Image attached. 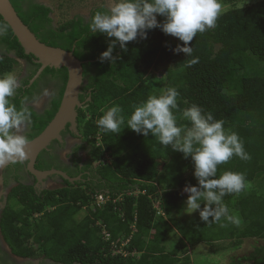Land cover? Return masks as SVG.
<instances>
[{"label": "trees", "instance_id": "obj_1", "mask_svg": "<svg viewBox=\"0 0 264 264\" xmlns=\"http://www.w3.org/2000/svg\"><path fill=\"white\" fill-rule=\"evenodd\" d=\"M221 1L230 7L221 12L214 28L196 34L190 46L199 62L185 67L192 57L172 50L183 42L159 28L147 30L146 39L138 36L127 42L125 50L117 45L112 53L114 62H101L99 56L113 38L93 35L89 20L95 12L107 9L102 5L92 8L88 18L77 15L54 26L47 5L36 0H10L37 39L73 50L75 57L84 61L82 90H90V100L79 95L86 107L77 109V129L89 139L88 166L93 169L95 160L99 177L97 186L63 181V186L40 193L19 181L0 214V235L13 255L43 254L58 264H192L188 255H178L187 246L205 244L209 252H216L239 248L245 238L264 239V0L243 7L235 6L238 0ZM164 19L157 14L159 22ZM0 24L6 25L0 34V44L6 51L0 55V74L12 71L16 58H21L34 66L32 76L39 65L33 63L32 55L24 54L1 16ZM10 52L16 58L7 54ZM158 68L166 72L164 90L174 87L179 92V109L174 110L178 125L191 126L181 118V111L196 104L223 120L224 128L237 133L250 154L247 161L233 156L217 169V177L225 171L242 172L247 183H256L223 198L230 213H239L238 226L229 223L220 227L201 219L178 218L184 200L181 189L197 185L190 156L185 158L171 145H161L151 134L145 137L127 126L119 134L105 133L97 126L96 121L112 106L118 105L127 119L134 106L151 95H160L151 87L155 74L149 72ZM52 80L58 94L42 114L22 103L21 90L12 98L18 108L23 105L31 112L33 136L57 111L67 80L66 69L45 68L24 92L35 99L42 86ZM158 159L163 161L161 169ZM98 192L111 198L121 195L122 200L92 210L90 204ZM96 222L109 232L108 242ZM171 236H177L178 245L169 250L167 241ZM125 239H129L128 255L113 254L110 243L118 245ZM225 240L229 244H224ZM230 259L231 264H264V245Z\"/></svg>", "mask_w": 264, "mask_h": 264}, {"label": "clouds", "instance_id": "obj_2", "mask_svg": "<svg viewBox=\"0 0 264 264\" xmlns=\"http://www.w3.org/2000/svg\"><path fill=\"white\" fill-rule=\"evenodd\" d=\"M221 11L220 0H112L105 11H97L90 17L89 31L93 35L101 33L113 38L99 59L101 62H114L112 53L117 45L125 50L127 42L136 40L138 36L146 39L147 30L159 28L183 42L172 50L192 57L185 65L192 67L199 58L192 56L190 42L198 32L214 28ZM157 14L165 18L163 22L157 20ZM5 28L6 25L0 24V34ZM17 87L15 74H0V166L26 159L24 146L27 137L22 129L30 120L31 112L27 107L22 105L18 108L12 102ZM178 96L176 88L168 87L160 95H151L134 106L127 119L118 105L112 106L96 121L97 126L103 132L113 134H119L127 126L145 137L151 134L161 145H171L185 158L190 156L197 185L189 184L182 188L188 194L187 197L184 195L187 212L198 211L205 224L238 226L239 218L229 212L223 198L244 191L246 177L242 172L232 171H225L217 177V169L233 156L245 161L251 156L245 151L237 133L226 130L223 120L215 119L211 112L205 113L196 104L181 111V118L189 121L191 126L178 125L174 113L179 109Z\"/></svg>", "mask_w": 264, "mask_h": 264}, {"label": "water", "instance_id": "obj_3", "mask_svg": "<svg viewBox=\"0 0 264 264\" xmlns=\"http://www.w3.org/2000/svg\"><path fill=\"white\" fill-rule=\"evenodd\" d=\"M0 16L10 27L13 35L21 45L24 54L32 55L34 58L32 61L39 65L35 74L29 80V85L39 77L45 68H65L67 71V80L57 111L45 128L33 139L27 141L24 146L26 159L22 162H26V169L38 182H41L45 176L56 173L68 182L74 183L79 177H70L66 173L55 169L38 170L35 168V162L38 154L42 150H46L52 140L61 141L60 133L66 126H69L70 130L77 133V109L84 104L79 100L81 86L84 83L82 67L84 61L75 57L73 50L50 46L37 39L35 34L20 19L10 0H0ZM87 100H90V97ZM158 160L163 165V161ZM10 164L0 166V213L5 207V201L2 197L6 195L3 171Z\"/></svg>", "mask_w": 264, "mask_h": 264}, {"label": "flooded vegetation", "instance_id": "obj_4", "mask_svg": "<svg viewBox=\"0 0 264 264\" xmlns=\"http://www.w3.org/2000/svg\"><path fill=\"white\" fill-rule=\"evenodd\" d=\"M88 17H89V15H88ZM88 17H86V18H88ZM4 52L6 53L5 49H4ZM7 54L9 55L10 53H7ZM33 59L34 58H32V60ZM26 67H27V74L24 78L21 79L20 84L18 85L15 93L17 94L19 92V90H21L20 97H21L22 103L27 107H31L36 113L42 114L44 112V110L49 107V104L51 103L54 95L58 94V90L55 88L54 80H52L51 82H49L46 85L44 84V86H42V88L40 90V93L37 95V98L42 94L44 89L48 88L49 84H51V87H50L51 90L49 91V99L47 102V106L44 107L42 110H35L32 106V103L37 98L29 99L28 95H24V92L26 91V89H30V87H31V84L29 85V80L35 74L34 73L32 76H30L32 70L34 69V66L30 65L27 62ZM40 75H39V77H40ZM38 78H36L35 81L38 80ZM25 80H28V82L26 84H24ZM83 86H84V83L81 86L80 95H86V97H87L90 90L83 91L82 90ZM37 88H39V87H37ZM35 93L36 92L33 91V94H35ZM82 107L83 108L86 107V104L84 103L82 105ZM25 126L26 127H25V131L23 134L27 137V141H29V140L33 139L36 135L33 136V133H34L33 132V126H32V123L30 120L28 122H26ZM60 135H61V141L52 140L49 143V145L47 146V149L42 150L38 154L36 162H35V168L38 170H41V171L49 170V169H55V170L62 171L64 173H66L70 177H79V179L75 182H86V183H89L91 186L99 185V177L96 176V171H95L94 167H93V169H91L92 166L91 167L88 166V162L90 161V158H91L90 154H89L90 149H91L89 139L87 140L86 138H84L82 133L79 132L78 129H77V133L73 132L72 130L69 129V126H66V128L61 131ZM75 139L80 140V142L79 143L73 142L72 145L69 146V141H72ZM85 156H87L86 159L84 158ZM18 163H21L22 166L10 164L3 171V182H4V190H5L6 195L5 196L3 195L2 198H4L5 206L8 202L9 192L11 191V189L14 186H16L18 184L19 181H21L22 183L33 186L34 190L36 192H39V193L42 192L43 190H46V189H44V186L48 180H57V181L60 180L61 184L58 187H61L64 185L63 181H67V180L63 179L60 175L54 173V174L45 176L41 182H38L35 179V177L30 172H28V170L26 169V162H18ZM39 167H41V168H39ZM28 179H30V181ZM101 184H102V182H101ZM58 187H56V188H58ZM53 189H55V188H53ZM0 249H1L0 250V264H15L12 261H4L2 256H4L5 252L2 250L3 248L1 247V244H0ZM9 252L11 255H13L11 253L10 249H9ZM13 256H15V255H13ZM15 257H19V256H15ZM19 258L28 259V261L30 260L29 262H27L25 264H58V263H55L53 260H51L50 258H48L44 255L36 256V257H19ZM36 258H39V259H37L36 262H31V260H35Z\"/></svg>", "mask_w": 264, "mask_h": 264}, {"label": "rangeland", "instance_id": "obj_5", "mask_svg": "<svg viewBox=\"0 0 264 264\" xmlns=\"http://www.w3.org/2000/svg\"><path fill=\"white\" fill-rule=\"evenodd\" d=\"M39 3L46 4L51 7L52 12L50 14V17L52 18V23L54 26L58 25L61 22H64L68 19H71L77 15H81L83 17H88L89 12L92 8L96 6H104L105 8H108L112 2V0H36ZM259 0H238L235 2V6L237 7H243L246 5H249L251 3H254ZM220 3L222 5V11L226 10L227 8L230 7L229 4H224L220 0ZM5 53L4 48L0 44V54ZM11 57H15V54L13 52H10L9 54ZM17 59V64L14 65L12 71L8 73H13L16 75L17 80H18V85L20 84V81L22 78H24L27 74V61L24 59L16 58ZM150 73L155 74V79L150 82L152 89H154L156 92L162 93L164 91V78L166 76V72L163 68H158V69H150ZM51 84H49L48 88H45L42 94L32 103V106L35 110H42L44 107L47 106V102L49 99V91ZM45 92L47 94H45ZM88 117V115H86ZM26 125V124H25ZM23 126V133L25 131V127ZM79 143L80 140L75 139L72 141H69V146L72 145V143ZM85 159L87 156L84 157ZM105 158H109L108 155H105ZM94 162V168L96 169L98 167L97 163ZM159 163V169L162 166L161 161H157ZM30 181V179H28ZM61 181L60 180H48L45 183L44 189H53L58 186H60ZM254 184L256 185L255 182H250L247 183V188ZM9 187V186H8ZM138 192V191H137ZM183 195L187 197V194L183 191ZM185 201L186 199L183 200V208L180 214H176L178 218L183 219V218H196L200 219L199 217V212L198 211H193L192 213H188L187 209L185 208ZM231 213L239 218V213L238 212H233ZM79 215H82L81 213ZM222 240H219L220 242ZM0 244L1 247L3 248L2 250L5 252L3 257L4 261H12L15 264H25L28 261V259H22L19 257H15L10 254L8 246L5 244V242L2 240L0 236ZM224 244H229L228 240L224 241ZM178 245V239L177 236H171L168 241H167V249L171 250L174 246ZM264 245V239H257V238H245L243 239V242L239 248H226L223 250H219L216 252H209V247L205 244H199L195 247H189L187 246L186 248L182 249V253H178L179 256L183 255H188L191 258L192 264H231V259L230 257H237V256H242L246 255L249 252L251 253L255 247L262 246ZM221 246V245H220ZM1 250V249H0ZM43 254H40L41 256ZM39 258H36L35 260H31V262H36V260ZM231 261V262H230Z\"/></svg>", "mask_w": 264, "mask_h": 264}, {"label": "built area", "instance_id": "obj_6", "mask_svg": "<svg viewBox=\"0 0 264 264\" xmlns=\"http://www.w3.org/2000/svg\"><path fill=\"white\" fill-rule=\"evenodd\" d=\"M121 200H122L121 195H118L115 198H111V196L106 194V193H98V194H95V196H94L93 202L91 203V208H92V210H94L96 207H101L102 205H104L107 202H111L114 204V203H117L118 201L120 202ZM97 225L102 226L99 223H97ZM102 235H103V239L106 242H108L110 240V234H109V232H107L104 229L103 226H102ZM128 241H129V239H125V240L121 241L118 245L116 242H111L110 243V249H111L112 253L127 256L128 250L126 248L128 245Z\"/></svg>", "mask_w": 264, "mask_h": 264}]
</instances>
